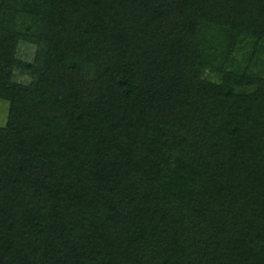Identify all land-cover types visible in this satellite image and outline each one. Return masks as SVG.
<instances>
[{
  "label": "trees",
  "instance_id": "1",
  "mask_svg": "<svg viewBox=\"0 0 264 264\" xmlns=\"http://www.w3.org/2000/svg\"><path fill=\"white\" fill-rule=\"evenodd\" d=\"M0 101V264H264V0H0Z\"/></svg>",
  "mask_w": 264,
  "mask_h": 264
},
{
  "label": "rangeland",
  "instance_id": "2",
  "mask_svg": "<svg viewBox=\"0 0 264 264\" xmlns=\"http://www.w3.org/2000/svg\"><path fill=\"white\" fill-rule=\"evenodd\" d=\"M37 47L27 41L19 42L17 45V60L22 63L30 62L36 55ZM14 81L20 84H26L30 80L28 72L20 69L14 70ZM8 113V104L6 102L0 101V126L4 125Z\"/></svg>",
  "mask_w": 264,
  "mask_h": 264
}]
</instances>
